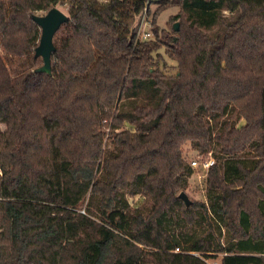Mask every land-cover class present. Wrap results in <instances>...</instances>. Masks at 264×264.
<instances>
[{
    "label": "trees",
    "instance_id": "1",
    "mask_svg": "<svg viewBox=\"0 0 264 264\" xmlns=\"http://www.w3.org/2000/svg\"><path fill=\"white\" fill-rule=\"evenodd\" d=\"M58 6L69 20L52 72L36 71L33 15ZM171 7L179 30L138 37V14ZM162 46L177 71L160 66ZM188 144L215 158L208 201L189 207ZM211 252L264 264V0H0V264Z\"/></svg>",
    "mask_w": 264,
    "mask_h": 264
},
{
    "label": "rangeland",
    "instance_id": "2",
    "mask_svg": "<svg viewBox=\"0 0 264 264\" xmlns=\"http://www.w3.org/2000/svg\"><path fill=\"white\" fill-rule=\"evenodd\" d=\"M58 7L62 9L65 13L69 14L67 10V6H58ZM157 7H158L157 3H154L151 5L152 13L155 12ZM178 12H179L178 7H171L166 10H161L156 17L157 19L154 18V21H153V15H151L148 18L150 21V24L148 26H145V24H140V27L142 28V30H144L145 28L146 32L151 33L152 36L150 38H155L156 30H158L159 32L158 34L160 38L165 40L164 34L165 36L168 37L169 35H171L172 29L175 23L179 22V24H181L179 20L176 22H173V19H172V16L177 14ZM44 13L38 12V14H44ZM136 25L137 23H135L133 26L136 27ZM142 30H140L141 33H142ZM216 31H217V28H214L213 30H210L207 32L210 34H213ZM140 38H143V34L140 35ZM159 50H160L159 52L162 53L163 55L161 62H160V66L167 72L177 71V63L174 60H172L170 56L166 53L167 46H162ZM244 123L245 121L242 120L240 122V125ZM1 128L6 129V125L2 124ZM184 155L188 162L197 160L199 163L197 167H194L195 172L190 177L188 186L186 188L181 189L179 191V194L185 191L192 201L207 202L208 201V184H207L208 170L204 169L201 164L202 162L206 161L207 159L213 156L207 153H201L199 150H196L189 144L184 146ZM130 201L132 205L137 206L144 201V198L140 195H137V196L130 197ZM201 214L202 213H200V215ZM207 230H208L207 227L205 230H203V228H200L199 230L200 235L204 237L206 234L211 232V229H209L210 232ZM223 233H224V236H227V237L230 236V232L228 231V229H224ZM210 254L211 255L205 258L208 264H222L223 253L211 252Z\"/></svg>",
    "mask_w": 264,
    "mask_h": 264
},
{
    "label": "water",
    "instance_id": "3",
    "mask_svg": "<svg viewBox=\"0 0 264 264\" xmlns=\"http://www.w3.org/2000/svg\"><path fill=\"white\" fill-rule=\"evenodd\" d=\"M33 19L41 27L42 30L39 45L35 50L36 56L42 57L44 61L43 65L38 67L36 71L51 73L52 55L56 50L55 36L59 28L69 20V15L59 7H53L44 14L33 15ZM174 27L176 30H179V22H176ZM180 197L185 201L188 207L192 205L193 201L185 191L180 193Z\"/></svg>",
    "mask_w": 264,
    "mask_h": 264
},
{
    "label": "built area",
    "instance_id": "4",
    "mask_svg": "<svg viewBox=\"0 0 264 264\" xmlns=\"http://www.w3.org/2000/svg\"><path fill=\"white\" fill-rule=\"evenodd\" d=\"M149 15H148V8H145L140 14H138V16L136 17V20L134 22L137 23L136 27L133 26V30H135V32H137L138 34V37L140 38V35L143 34V38L141 39H145V40H148V39H151L150 37L152 36L151 33L149 32H146L145 31V28L144 30H142V28L140 27V24H145V26H148L150 24V21H149ZM133 24V25H134ZM142 30V33L141 31ZM198 161L197 160H194L191 162L192 166L193 167H197L198 165ZM215 164V158L214 157H210L209 159H207L206 161L202 162V166L204 169H207L209 170V168ZM176 251H180L179 248L176 249Z\"/></svg>",
    "mask_w": 264,
    "mask_h": 264
}]
</instances>
